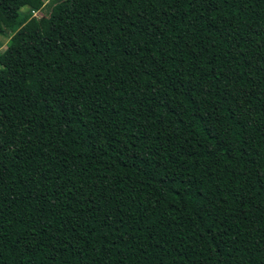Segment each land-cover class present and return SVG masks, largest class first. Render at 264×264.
Instances as JSON below:
<instances>
[{
    "label": "trees",
    "instance_id": "16d2710c",
    "mask_svg": "<svg viewBox=\"0 0 264 264\" xmlns=\"http://www.w3.org/2000/svg\"><path fill=\"white\" fill-rule=\"evenodd\" d=\"M0 0V264H264V0Z\"/></svg>",
    "mask_w": 264,
    "mask_h": 264
},
{
    "label": "rangeland",
    "instance_id": "374dc122",
    "mask_svg": "<svg viewBox=\"0 0 264 264\" xmlns=\"http://www.w3.org/2000/svg\"><path fill=\"white\" fill-rule=\"evenodd\" d=\"M47 1L48 0H39V2L33 8L32 15L38 18L41 17L42 13L40 12V9ZM75 2L76 0H63L61 4L63 6H69V5H73ZM7 47H8V43L6 41V43L1 46L0 52L4 51Z\"/></svg>",
    "mask_w": 264,
    "mask_h": 264
}]
</instances>
